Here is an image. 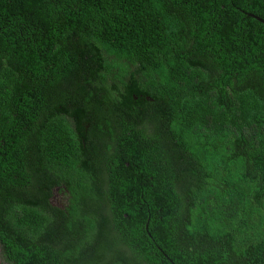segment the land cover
Wrapping results in <instances>:
<instances>
[{"label":"trees","instance_id":"obj_1","mask_svg":"<svg viewBox=\"0 0 264 264\" xmlns=\"http://www.w3.org/2000/svg\"><path fill=\"white\" fill-rule=\"evenodd\" d=\"M251 14L264 0H0L3 262L264 264Z\"/></svg>","mask_w":264,"mask_h":264},{"label":"rangeland","instance_id":"obj_2","mask_svg":"<svg viewBox=\"0 0 264 264\" xmlns=\"http://www.w3.org/2000/svg\"><path fill=\"white\" fill-rule=\"evenodd\" d=\"M52 202L54 204L64 205L66 204V197L64 196V194L58 192V190H55L52 198Z\"/></svg>","mask_w":264,"mask_h":264},{"label":"water","instance_id":"obj_3","mask_svg":"<svg viewBox=\"0 0 264 264\" xmlns=\"http://www.w3.org/2000/svg\"><path fill=\"white\" fill-rule=\"evenodd\" d=\"M250 16H252V17H254L255 19H257V20H259V21H261V22L264 23V19H262V18H260V17H258V16H255V15H252V14H251ZM0 264H8V263H6V262H3L2 258H1V255H0Z\"/></svg>","mask_w":264,"mask_h":264}]
</instances>
